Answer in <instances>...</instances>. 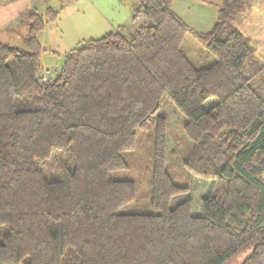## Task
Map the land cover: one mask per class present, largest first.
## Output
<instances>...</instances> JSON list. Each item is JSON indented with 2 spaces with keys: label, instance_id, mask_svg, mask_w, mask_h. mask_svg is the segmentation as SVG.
I'll use <instances>...</instances> for the list:
<instances>
[{
  "label": "trees",
  "instance_id": "1",
  "mask_svg": "<svg viewBox=\"0 0 264 264\" xmlns=\"http://www.w3.org/2000/svg\"><path fill=\"white\" fill-rule=\"evenodd\" d=\"M173 2L134 0L135 29L78 43L47 82L38 35L61 8L24 12L22 48L0 41V264H264V62L237 28L250 0H222L205 32ZM163 101L190 146L180 176ZM149 131L142 195L113 174ZM194 180L212 185L196 213Z\"/></svg>",
  "mask_w": 264,
  "mask_h": 264
},
{
  "label": "rangeland",
  "instance_id": "2",
  "mask_svg": "<svg viewBox=\"0 0 264 264\" xmlns=\"http://www.w3.org/2000/svg\"><path fill=\"white\" fill-rule=\"evenodd\" d=\"M40 1V0H38ZM50 7L54 9H62L57 22L53 25H47L38 35L44 49L40 53V63L43 68L51 70L55 73L59 72L64 54L73 49L78 43L101 37L102 35L114 31L118 25H127L130 30H133L138 25H131L130 14L134 0H45ZM222 1V0H221ZM247 15L242 20L237 22V28L242 34L251 35L254 39L251 46L254 48L256 57L264 58V0H250ZM44 7H42L43 9ZM40 9V11H42ZM245 12V11H244ZM245 13H243L244 15ZM19 27V22L16 21ZM15 24V22L13 23ZM16 32V30H15ZM16 41H11L10 44L22 46L14 35ZM45 39L43 40V38ZM264 61V60H263ZM53 75V77H54ZM163 105V106H162ZM160 115L165 116L169 120V135L167 137L168 149L167 158L168 166L174 169V164H177L181 159L177 151L181 155L186 154L190 148L189 144L181 138L179 128V115L168 101H163ZM138 143L132 153L125 155L127 170L115 172L114 178L130 179L135 181L140 186V194L146 195L149 184V174L147 168L150 162L152 139L151 131L138 133ZM183 140V141H181ZM179 163L177 164V166ZM177 174L180 176V166H178ZM180 171V172H179ZM176 172V171H175ZM184 173V172H183ZM264 178V174H263ZM181 183H186V180H180ZM190 196L193 200L195 213L198 212L199 200L209 194L212 185L201 181L194 180L188 182ZM181 198H176L180 200ZM227 264H238V261H230Z\"/></svg>",
  "mask_w": 264,
  "mask_h": 264
},
{
  "label": "crops",
  "instance_id": "3",
  "mask_svg": "<svg viewBox=\"0 0 264 264\" xmlns=\"http://www.w3.org/2000/svg\"><path fill=\"white\" fill-rule=\"evenodd\" d=\"M220 3L221 0H174L172 9L185 21V23L190 28L196 31L205 32L209 30L214 24L216 19V11ZM47 6L50 5H48L45 0H0V41L7 45L18 47L10 44L11 41H16L14 35L17 34V38L22 44V46L18 48H22L24 45V38L27 33V20L24 18V12L33 8H36L40 11V9L44 7L42 9L43 12ZM246 10L244 12L245 14L240 16L238 20L239 23L242 18L247 15L248 11ZM16 21L19 22V27L17 26ZM14 22L15 24H13ZM243 35L249 38L250 44H252L251 41L254 39L251 38L250 33L248 32V34ZM44 39L45 37L43 40ZM39 44L41 50H43L44 46L42 47L40 41ZM256 58L259 61L264 62V58ZM41 68H43L42 65Z\"/></svg>",
  "mask_w": 264,
  "mask_h": 264
},
{
  "label": "built area",
  "instance_id": "4",
  "mask_svg": "<svg viewBox=\"0 0 264 264\" xmlns=\"http://www.w3.org/2000/svg\"><path fill=\"white\" fill-rule=\"evenodd\" d=\"M50 76L53 77V73L51 72V70H47L45 68H41V71H40V74H39V77H40L41 81L47 82Z\"/></svg>",
  "mask_w": 264,
  "mask_h": 264
}]
</instances>
